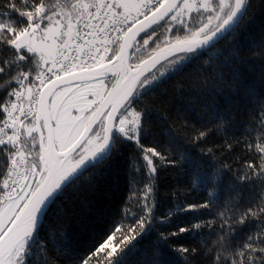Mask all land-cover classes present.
<instances>
[{"label":"snow or ice","instance_id":"6c2138e0","mask_svg":"<svg viewBox=\"0 0 264 264\" xmlns=\"http://www.w3.org/2000/svg\"><path fill=\"white\" fill-rule=\"evenodd\" d=\"M0 264H264V0H0Z\"/></svg>","mask_w":264,"mask_h":264},{"label":"trees","instance_id":"16d2710c","mask_svg":"<svg viewBox=\"0 0 264 264\" xmlns=\"http://www.w3.org/2000/svg\"><path fill=\"white\" fill-rule=\"evenodd\" d=\"M168 178L165 177V181H167ZM166 187V183L162 184V190ZM120 195H123V194H126L123 189L121 188V191L119 193ZM226 194V193H225ZM168 206V199L165 198V197H161V204H160V208H159V211L161 213H163V211L165 210V208ZM191 215V214H189ZM102 230V229H101ZM205 231H207V229H205ZM176 242L178 244H187V243H191V238L190 237H187V236H182L180 238H177Z\"/></svg>","mask_w":264,"mask_h":264}]
</instances>
